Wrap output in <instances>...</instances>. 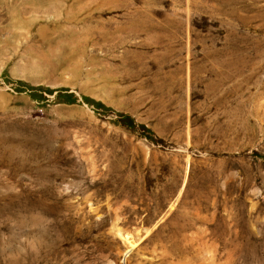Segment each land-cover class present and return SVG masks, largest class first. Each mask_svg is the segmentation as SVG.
Here are the masks:
<instances>
[{
  "label": "rangeland",
  "instance_id": "374dc122",
  "mask_svg": "<svg viewBox=\"0 0 264 264\" xmlns=\"http://www.w3.org/2000/svg\"><path fill=\"white\" fill-rule=\"evenodd\" d=\"M0 264H264V0H0Z\"/></svg>",
  "mask_w": 264,
  "mask_h": 264
}]
</instances>
